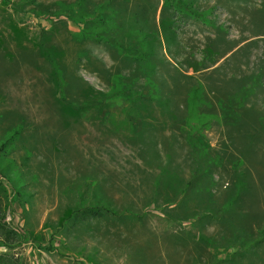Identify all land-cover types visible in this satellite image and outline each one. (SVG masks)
Wrapping results in <instances>:
<instances>
[{"label":"rangeland","instance_id":"374dc122","mask_svg":"<svg viewBox=\"0 0 264 264\" xmlns=\"http://www.w3.org/2000/svg\"><path fill=\"white\" fill-rule=\"evenodd\" d=\"M189 1L209 13L208 23L173 17L163 0H0V141L25 124L10 159L27 202L25 208L14 205L7 219L24 229L25 242L8 251L0 247V254L23 256L29 264H216L260 238L264 91L250 98L255 114L245 112L226 126L211 120L218 100L227 103L225 90H207L193 123L203 122L197 138L219 163L186 199L165 205L181 180H191L178 119L189 83L163 63L176 65L168 44L172 57L184 63L205 52L217 58L226 48L214 42L223 36L220 27L233 42L264 38L258 37L264 0ZM88 16L95 19H82ZM130 46L135 55L146 53L144 64L126 53ZM48 53L64 76V95L87 104L89 113L59 115L62 101ZM263 56L260 42L251 60ZM118 84L144 94L158 90L170 110L153 101L107 100ZM248 135L262 148L249 152ZM238 158L242 163L234 169ZM157 190V207L146 212ZM108 205L123 215L90 210ZM127 212L146 213L135 218ZM262 246L243 264H264Z\"/></svg>","mask_w":264,"mask_h":264},{"label":"trees","instance_id":"16d2710c","mask_svg":"<svg viewBox=\"0 0 264 264\" xmlns=\"http://www.w3.org/2000/svg\"><path fill=\"white\" fill-rule=\"evenodd\" d=\"M4 2L9 4L10 0H4ZM163 8L171 10L173 12V17L178 15L179 17H185L196 21L207 23L209 21V13L200 11L196 6L195 1L163 0ZM82 19L87 20L95 18L94 16H88L83 17ZM209 24L210 26L213 25L211 22H209ZM219 32H221L223 36L219 37V39L214 42H219L222 45H225L226 48L222 50V53L217 58L213 57L212 53L205 52L204 57L200 60L191 58L192 60H188L187 62L178 63V60L171 55L169 44L167 46L170 59L173 60L176 65L172 64L170 61L167 62L166 60H163V63L174 68V71L177 73V78L189 83L185 105L183 106V110L181 109L178 112V119L179 122L181 121L182 132L186 135V144L190 152L191 158L188 166L191 171V180H181L177 186L178 190L175 192V198L173 201L167 200L165 205L173 202L176 204L180 200L182 201L186 199L190 192L197 189L198 186H201L208 177H212L213 167L216 163H219L218 160L213 158L211 150L205 147L197 138V135L201 134L204 129L203 122L199 121V125H194L193 123L194 117L200 113V107L203 104L202 101L204 100V95L207 93V90L212 92V88L216 87L214 92L217 94H221V92L225 90L228 96V99H226L227 103L225 105L224 102L218 100L217 112L211 115V120H213L215 124L217 123V125L218 123H226V126L234 125L237 122L236 119L241 117L245 112L250 115L252 113L255 114L254 107L251 109L249 108L250 98L256 90L264 91V56L263 58H257L255 63L251 60L255 45L264 42V38L252 41H250L251 38H249L233 42L232 40L227 39V31L224 27H220L218 34ZM258 37H264V33L260 34ZM133 51V46L126 49V53L139 60V63L144 64L147 59L146 53L135 55ZM242 55H245L243 57L245 58V63H242V61L239 60ZM47 60L51 63L53 68L51 75H53L52 84L55 88L54 92L56 98L58 101H62L60 103L61 108L59 107V115L66 119L71 116H76V114L79 115L81 112H85L86 114L89 113L90 109H88L87 104L79 105L68 100L64 95V91L68 88L65 86L63 80L64 76L61 74L62 72L59 70L52 54L48 53ZM177 66L180 67V70H178L179 67ZM187 69H192L193 75H187L185 73L187 72ZM244 69H248L254 73L246 74V72L243 71ZM111 98L117 100L126 99L130 101L158 102L163 106L165 111L170 110V100L168 101L163 97L158 90H151L148 94H144L142 92H134L131 88L118 84L114 87L112 93L106 97L107 100ZM236 107L237 109H235ZM219 111L221 114H219ZM102 113V109L96 110V116H100ZM25 128V124L21 122L20 125L11 130L5 138L0 141V247L7 249V251L12 250L25 242L24 229L13 226L7 221L8 217H10L11 213L14 211V205H18L20 208H25L27 205V202L24 199L26 192L21 188L23 185V182L20 181L21 176L20 174L17 175L13 173L15 163L10 159V154L15 149V145L21 138ZM262 129H264V120ZM248 130H250V128ZM245 140V144L249 145L246 149L250 150L249 152L252 151L251 153L262 148L259 147L262 141L256 139L255 136L248 135ZM241 163L242 161L239 158L236 159L233 168L235 169ZM239 182L240 188L241 186L245 187V185L242 184L241 179H239ZM7 183L11 187H9ZM233 187L234 193H232V195L234 196L237 188L235 182L233 183ZM157 197L158 190L155 192L156 200H153L146 205V212H150L153 207H157ZM90 210H95L98 213L111 214L116 217L123 215L111 205L101 206L98 209L90 208ZM208 212L211 217H218L213 210H209ZM127 213L133 215L135 218H140L145 214ZM207 219H210V217L207 216ZM260 235V238H257L250 243L251 245H244L243 247L238 246L234 253L228 254L227 257L218 260L216 264H243L242 259L245 258V256L254 253L259 247H263L264 231H262ZM0 264H29V262L23 256H17V254L5 252L0 254Z\"/></svg>","mask_w":264,"mask_h":264}]
</instances>
